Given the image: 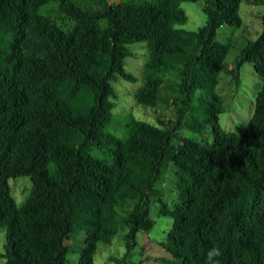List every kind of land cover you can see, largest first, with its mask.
<instances>
[{
  "label": "trees",
  "instance_id": "1",
  "mask_svg": "<svg viewBox=\"0 0 264 264\" xmlns=\"http://www.w3.org/2000/svg\"><path fill=\"white\" fill-rule=\"evenodd\" d=\"M98 1L92 8L0 0V264H69L74 234L85 243L77 264H95L99 244L110 245L121 224L131 252L138 233L154 226L152 197L174 221L166 264H205L212 247L222 251L221 264H264V15L262 33L236 62L262 78L253 116L236 133L220 124L216 88L228 46L217 36L224 25H241L244 0H206L207 24L198 31L177 28L188 21L181 3L198 0ZM135 43L150 50L136 102L155 107L161 76L177 72V128L210 130L211 142L179 137L175 144V132L138 120L123 137L112 131L113 83L135 80L126 69ZM169 161L177 177L173 207L154 187ZM22 176L32 189L19 206L9 181ZM130 201L134 207L121 215Z\"/></svg>",
  "mask_w": 264,
  "mask_h": 264
},
{
  "label": "rangeland",
  "instance_id": "2",
  "mask_svg": "<svg viewBox=\"0 0 264 264\" xmlns=\"http://www.w3.org/2000/svg\"><path fill=\"white\" fill-rule=\"evenodd\" d=\"M85 7L98 8V0H72ZM121 0H110V3L119 4ZM151 2L152 0H134ZM54 3H51V6ZM206 0L196 2H182L180 11L187 17L188 21L177 25V28L187 31H198L207 24L205 12ZM242 23L239 27L224 25L218 31L217 40L228 46V54L224 60L223 67L219 73V83L216 88L217 94L222 98L224 112L220 116L221 127L226 132L240 133L246 127L254 113L257 93L262 86V78L256 73L249 63L237 66V60L242 49L249 40L256 39L262 33V16L264 5L253 4L244 0L239 10ZM57 18L56 11L51 13ZM133 56L126 62V69L133 74L135 80L127 81L118 77L113 86L117 97L114 113L116 114L112 130L123 137L128 131L125 125L134 120L145 121L150 124L171 130L177 134L175 144H179V137H187L200 142H211L213 140L210 130L203 133H193L187 127H179L178 109L174 106V99L181 97L180 81L177 72H169L162 75L163 83L160 88L159 100L155 107H145L136 102L134 94L144 85L143 72L145 65L150 59V50L145 43H135L130 46ZM176 168L169 161L162 168L161 175L154 183L155 189L163 191V202L169 207L177 202L176 192ZM13 196L20 206L27 200L32 181L28 177H18L9 181ZM135 203L130 201L125 208H120L121 215L126 216L134 207ZM162 204L156 197L151 198L150 217L154 221L151 231H140L137 235V245L127 252L126 234L129 228L121 224L119 232L110 245L99 244L94 257L95 264H166L172 260L166 251L168 233L173 224V219L159 214ZM72 253L69 264H77L85 246L82 234H74L70 241ZM5 230H0V259L4 252Z\"/></svg>",
  "mask_w": 264,
  "mask_h": 264
},
{
  "label": "clouds",
  "instance_id": "3",
  "mask_svg": "<svg viewBox=\"0 0 264 264\" xmlns=\"http://www.w3.org/2000/svg\"><path fill=\"white\" fill-rule=\"evenodd\" d=\"M223 255L219 247L210 248L205 257V264H221L219 257Z\"/></svg>",
  "mask_w": 264,
  "mask_h": 264
}]
</instances>
